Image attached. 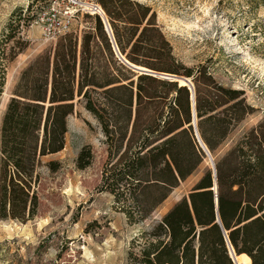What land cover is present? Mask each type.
Listing matches in <instances>:
<instances>
[{
  "label": "trees",
  "instance_id": "trees-1",
  "mask_svg": "<svg viewBox=\"0 0 264 264\" xmlns=\"http://www.w3.org/2000/svg\"><path fill=\"white\" fill-rule=\"evenodd\" d=\"M97 1L114 40L94 14L80 39L71 31L60 36L21 70L13 86L0 124V219L24 222L34 216L36 168L42 156L63 149L66 118L78 97L100 121L110 159L116 157L108 162L103 187L135 222L201 163L203 148L192 125L213 153L232 122L249 113L248 105L239 108L240 91L216 83L205 65L186 67L176 60L148 6ZM117 54L151 70L192 76L194 116L187 86L135 73ZM0 78L1 93L4 74ZM92 159L90 146H84L78 168ZM55 164L49 162L50 168ZM215 171L216 191L213 170H206L152 227L140 252L131 255L132 264H234L226 235L237 258L264 264V119L215 163Z\"/></svg>",
  "mask_w": 264,
  "mask_h": 264
},
{
  "label": "rangeland",
  "instance_id": "rangeland-1",
  "mask_svg": "<svg viewBox=\"0 0 264 264\" xmlns=\"http://www.w3.org/2000/svg\"><path fill=\"white\" fill-rule=\"evenodd\" d=\"M132 1L155 12L154 20L180 64L205 65L216 83L240 91L239 108L250 107L241 121L232 122L221 145L210 153L215 165L264 119V0ZM52 3L60 10H75L70 29L79 39L92 27L93 15L86 7L98 4L97 0H0V77L4 74L0 124L21 70L57 42L58 38L47 41L43 37L36 20ZM102 18L107 20L105 12ZM146 73L167 80L164 74L169 72ZM179 76L190 79L194 87L192 76ZM78 98L74 112L66 118L63 149L42 156L36 168L34 216L24 222L0 219V264H132L131 255L140 252L156 222L188 195L206 170H212L192 125L203 153L201 163L148 217L130 221L122 202L103 187L108 162L116 157L110 159L100 121ZM192 122L197 125L196 117ZM86 145L91 148L92 162L78 168V154ZM51 161L56 163L54 169L49 166Z\"/></svg>",
  "mask_w": 264,
  "mask_h": 264
},
{
  "label": "built area",
  "instance_id": "built-area-1",
  "mask_svg": "<svg viewBox=\"0 0 264 264\" xmlns=\"http://www.w3.org/2000/svg\"><path fill=\"white\" fill-rule=\"evenodd\" d=\"M86 10L92 15L98 14L101 17L104 15L102 8L97 3L87 7ZM74 17L75 10L73 8L66 7L60 10L55 3H52L38 14L36 20L41 23L43 37L47 41H55L60 36L71 31L70 28Z\"/></svg>",
  "mask_w": 264,
  "mask_h": 264
},
{
  "label": "water",
  "instance_id": "water-1",
  "mask_svg": "<svg viewBox=\"0 0 264 264\" xmlns=\"http://www.w3.org/2000/svg\"><path fill=\"white\" fill-rule=\"evenodd\" d=\"M104 27H105L106 32L109 34V36H111V39L113 41L114 39H113L112 32L110 30L109 24L105 20H104ZM115 48L118 51V48H117L116 44H115ZM123 60H124L125 63H127L132 68L133 71H135V72H137L139 74L146 73V72H153V70H151V69H149L147 67L140 66V65H136V64H133V63L129 62L126 58H123ZM164 75L166 76L165 79H167V80H169L171 82H177L179 85H180V82L183 81L184 82L183 85L184 86H187L190 89V91H191L190 99L192 101L193 116H194V114H195V107H194V105H195V99H194V87H193V84H192L191 80L188 79L187 77L179 76V75L174 74V73H166ZM195 133H196V137H197V140H198L200 146L203 148V150L205 151V153H207V155L211 159V154H210L208 148L206 147V145L201 140V138H200L198 132L196 131V129H195ZM211 162H212V170H213V176H214L213 189L216 191V181H215V179H216V177H215L216 176V174H215L216 171H215V165H214V162L212 161V159H211ZM215 204H216V207H217V196H216V199H215ZM218 220H219V218L217 216V221ZM226 241H227V247H228V254H229L231 260L233 261L234 264H240L238 262V260L236 259V255L237 254L234 251L232 245L230 244L227 235H226Z\"/></svg>",
  "mask_w": 264,
  "mask_h": 264
},
{
  "label": "bare ground",
  "instance_id": "bare-ground-1",
  "mask_svg": "<svg viewBox=\"0 0 264 264\" xmlns=\"http://www.w3.org/2000/svg\"><path fill=\"white\" fill-rule=\"evenodd\" d=\"M87 8V7H86ZM102 12V11H101ZM184 84V82L183 81H181L180 82V85H183ZM236 259L238 260V262L240 263V264H248V261L246 260V259H243L242 257H240V258H237V255H236Z\"/></svg>",
  "mask_w": 264,
  "mask_h": 264
},
{
  "label": "crops",
  "instance_id": "crops-1",
  "mask_svg": "<svg viewBox=\"0 0 264 264\" xmlns=\"http://www.w3.org/2000/svg\"><path fill=\"white\" fill-rule=\"evenodd\" d=\"M244 259V258H243Z\"/></svg>",
  "mask_w": 264,
  "mask_h": 264
}]
</instances>
